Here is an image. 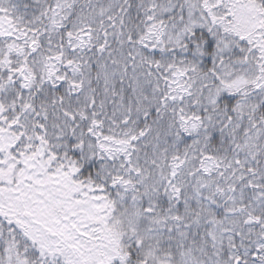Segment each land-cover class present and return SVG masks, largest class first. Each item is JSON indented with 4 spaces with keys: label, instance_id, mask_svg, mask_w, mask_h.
Masks as SVG:
<instances>
[{
    "label": "snow or ice",
    "instance_id": "obj_1",
    "mask_svg": "<svg viewBox=\"0 0 264 264\" xmlns=\"http://www.w3.org/2000/svg\"><path fill=\"white\" fill-rule=\"evenodd\" d=\"M0 264H264V0H0Z\"/></svg>",
    "mask_w": 264,
    "mask_h": 264
}]
</instances>
